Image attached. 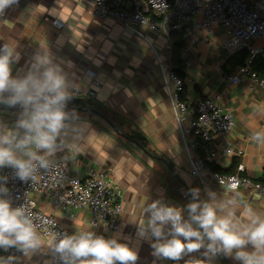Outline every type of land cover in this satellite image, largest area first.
<instances>
[{"label": "crops", "instance_id": "obj_1", "mask_svg": "<svg viewBox=\"0 0 264 264\" xmlns=\"http://www.w3.org/2000/svg\"><path fill=\"white\" fill-rule=\"evenodd\" d=\"M20 1L21 7L13 4L6 17H0V47L9 45L19 57L12 65L13 75L26 74L37 58H46L64 76L70 99L95 102L122 132L141 135L134 137L138 140L135 142L96 112L65 108V130L54 154L48 157L67 162L71 173L81 177L90 168L107 172L121 192V231L92 226L87 208L71 216V210L57 208L44 197L39 206L77 234L92 231L128 244L138 253L136 264H241L235 252H207L206 238L205 247L180 260L156 257L150 231L139 235L140 225H146L148 219L145 208L155 201L185 209L187 219L186 206L193 202V189L198 190L200 202L221 207V215L234 211L240 224L247 223L248 207L264 216V195L254 189L229 190L209 170L192 173L193 153L204 154L216 148L213 162L222 170H235L243 162L249 177L256 181L264 177V88L250 75L238 83L223 79L222 65L234 52L223 45V28L217 27L209 41H197L183 52L187 65L185 99L190 106L201 97L217 100L233 110L235 126L230 133L216 134L206 141L202 150L199 141L193 149L192 132H185L173 108L168 72L174 65L169 34L139 26L145 37L139 36L114 19L93 17L80 0ZM53 18L61 19L63 27L54 26ZM74 90L78 91L75 96ZM21 111L19 106L0 104V125L15 128ZM222 144L232 145L234 150L244 148V154L225 155ZM39 238L40 246L20 258L23 264H54L49 239ZM247 250L252 251L251 246Z\"/></svg>", "mask_w": 264, "mask_h": 264}, {"label": "built area", "instance_id": "obj_2", "mask_svg": "<svg viewBox=\"0 0 264 264\" xmlns=\"http://www.w3.org/2000/svg\"><path fill=\"white\" fill-rule=\"evenodd\" d=\"M93 17L114 19L125 28L141 34L139 26L154 33L166 32L165 23L175 14L172 29L181 33L185 39L184 52H188L197 41H209L217 27H222L226 36L223 45L229 51L246 49L250 57H264V0H80ZM21 7V1L17 4ZM7 15V9L3 15ZM52 24L62 28L64 22L53 18ZM202 34V35H200ZM139 35V34H138ZM172 82V101L178 122L185 132H192L190 141L193 149L198 146V138L210 141L216 134H227L235 126V114L232 109L221 105L209 97L198 98L193 106L180 99L183 81L169 69ZM250 75L255 83L264 88V76L250 72L248 66L238 68L235 73H224L223 79L238 83L243 76ZM78 91L74 90L73 95ZM20 118L17 117V120ZM225 155L242 156L244 148L233 149L232 145L222 144ZM218 149V148H217ZM216 148L206 153H193L192 173L209 170L219 184L229 190L249 187L264 195V177L256 181L246 174V167L240 162L235 171L219 173L212 171L208 162H213L217 155ZM47 168L35 173V179L22 182L11 167L0 168V188H7L4 198L11 201L13 207H23L33 220L39 237L48 238L54 264H65V259L55 251V245L65 236L77 234L62 225L55 215L44 211L39 202L44 197L60 209L75 211L87 208L92 226L121 231V214L123 203L121 192L103 169L90 168L81 177L72 174L70 166L63 160L48 158ZM264 176V175H263ZM14 257L13 264H23L25 256L17 248L7 251L0 249V257ZM79 264V262H77Z\"/></svg>", "mask_w": 264, "mask_h": 264}, {"label": "clouds", "instance_id": "obj_3", "mask_svg": "<svg viewBox=\"0 0 264 264\" xmlns=\"http://www.w3.org/2000/svg\"><path fill=\"white\" fill-rule=\"evenodd\" d=\"M18 0H0V15ZM19 59L14 49L0 47V104L21 108L15 128L0 125V168L11 167L22 182L35 179V173L47 168L57 142L65 130L70 99L64 76L46 58L24 75H13L12 65ZM0 188V249L17 248L24 255L37 249L41 240L33 220L23 207H13ZM193 202L183 208L155 201L145 208L147 223L139 235L150 231L155 242L153 255L177 261L205 247L215 255H232L241 264H264V216L245 209L247 223L237 222L232 210L225 211L213 202H200L198 190H192ZM167 229V231H165ZM251 246L252 251L247 249ZM65 264H136L138 253L117 239H106L92 231L65 236L55 245ZM206 252V255H207ZM14 257H0V264H13ZM190 264H202L192 261Z\"/></svg>", "mask_w": 264, "mask_h": 264}, {"label": "trees", "instance_id": "obj_4", "mask_svg": "<svg viewBox=\"0 0 264 264\" xmlns=\"http://www.w3.org/2000/svg\"><path fill=\"white\" fill-rule=\"evenodd\" d=\"M169 38L171 39V61L174 65V72L178 75L179 78L182 79L183 81V90L180 93V99L184 101L185 103L188 104V102L185 99V92H186V69L187 65L185 63V58H184V51L183 47L185 45V39L183 38L182 34L173 30L172 33L169 34ZM243 66H248L250 72H255L258 76H264V57L261 55H256L254 57H250V53L242 48L234 51L233 53L230 54V56L225 60L223 63L222 67L225 71V73H235L237 72L238 68L243 67ZM74 107V110H79L80 107H94L98 109L100 112L103 113L101 106L96 104L95 102H92L91 100H86L84 98H71L68 101H66L65 108L68 107ZM104 114V113H103ZM106 115V113H105ZM108 116V115H107ZM109 117V116H108ZM110 118V117H109ZM112 121H114L113 118H111ZM121 128V126H120ZM122 129V128H121ZM129 133V132H127ZM130 137H140L141 135L138 133H135L134 131H131L129 133ZM136 138V139H137ZM198 141L200 142L199 149H203L201 145H205V140L203 138H198ZM207 164L209 168L214 171V172H219V173H231L234 172L235 170L232 171H224L222 170L218 165H216L214 162H208Z\"/></svg>", "mask_w": 264, "mask_h": 264}, {"label": "water", "instance_id": "obj_5", "mask_svg": "<svg viewBox=\"0 0 264 264\" xmlns=\"http://www.w3.org/2000/svg\"><path fill=\"white\" fill-rule=\"evenodd\" d=\"M175 18H176V16L174 14L172 16V18L165 23V28H166V30H167V32L169 34L172 33V31H173L172 25H173V21L175 20ZM72 109H74V107H72V106H70V107L67 108V110H72ZM79 110H81V111H93V112H96V113L100 114L116 131H118L119 133H121L123 136H125L126 138H129V139H132L135 142L138 141L137 139L130 137V135L128 133L122 132L118 128V126L107 115L103 114L98 109H96L94 107L86 106V107H80ZM142 143H145V142H142Z\"/></svg>", "mask_w": 264, "mask_h": 264}, {"label": "rangeland", "instance_id": "obj_6", "mask_svg": "<svg viewBox=\"0 0 264 264\" xmlns=\"http://www.w3.org/2000/svg\"><path fill=\"white\" fill-rule=\"evenodd\" d=\"M139 36H142V37L144 36L145 37V35H143V34H139ZM169 44L171 45V42H169Z\"/></svg>", "mask_w": 264, "mask_h": 264}]
</instances>
